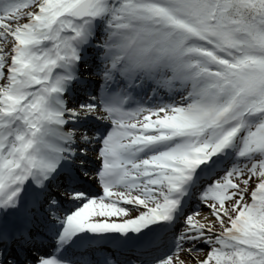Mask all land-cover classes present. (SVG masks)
<instances>
[{"label":"snow or ice","instance_id":"snow-or-ice-1","mask_svg":"<svg viewBox=\"0 0 264 264\" xmlns=\"http://www.w3.org/2000/svg\"><path fill=\"white\" fill-rule=\"evenodd\" d=\"M0 264H264V0H0Z\"/></svg>","mask_w":264,"mask_h":264}]
</instances>
